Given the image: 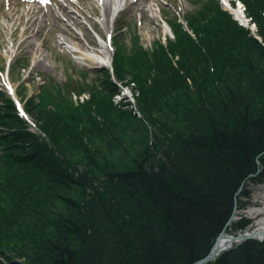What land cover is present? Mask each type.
I'll list each match as a JSON object with an SVG mask.
<instances>
[{"label": "trees", "instance_id": "1", "mask_svg": "<svg viewBox=\"0 0 264 264\" xmlns=\"http://www.w3.org/2000/svg\"><path fill=\"white\" fill-rule=\"evenodd\" d=\"M240 1L255 33L219 0H193L187 29L172 15L149 47L126 25L113 70L140 116L105 75L43 76L23 105L44 139L0 92V264H193L246 229L232 217L264 183V0ZM203 264H264V239Z\"/></svg>", "mask_w": 264, "mask_h": 264}, {"label": "rangeland", "instance_id": "2", "mask_svg": "<svg viewBox=\"0 0 264 264\" xmlns=\"http://www.w3.org/2000/svg\"><path fill=\"white\" fill-rule=\"evenodd\" d=\"M232 1L235 4V0ZM52 2L54 4H45L40 7L33 0H0V69H2L0 70V92L3 94L1 99L11 98L18 117L25 121L28 131L44 139L46 138L44 134L36 131L32 126V124L36 126V122L25 114L21 104L25 105L29 97L35 98L33 95L37 91L38 84L42 82L43 76H50L55 81L61 82L70 74L73 82L81 83L79 74L81 70L94 72L98 78H101V82L105 75L117 86L112 94L114 104L119 105L120 102L127 104L123 107L140 116V112H137V102L135 105L133 99H136L137 93L132 89V82L126 83L131 93L125 94L128 88L124 86L122 89L124 92H122L120 88L122 84L114 74L112 68L113 56H115L114 44H111V38L108 39L110 32L114 38L117 35L118 22L129 24L135 22L139 42L144 47H149L156 38L162 40L165 36H171L161 15L170 18L172 15L179 14L182 18L186 11L197 8L196 4L190 0H124V4H127L126 9L111 20V3L105 7L98 0H62L60 2L62 5L60 3L57 5L58 0ZM29 7H31L30 12L23 13ZM253 26L250 25L249 28L252 33H255ZM105 31L106 40L102 42L98 39V35ZM98 42L102 51L108 54L111 62L109 68L91 69L89 66L93 65L92 61L83 55L86 49L92 54L96 53L93 44L98 45ZM73 48L81 49L82 53L76 55L77 53L71 50ZM103 52L98 54L103 55ZM19 60L22 61L23 66L19 64ZM89 76L90 74L88 78ZM84 91L86 94L83 96H72L71 100L74 104L89 100L90 93ZM0 106H3V103ZM2 129L3 127H0V130ZM155 166L153 165L154 169H156ZM251 190L248 202L245 200L247 204L238 212L236 210V216L234 217L233 214L232 217L234 219L244 217L250 221L249 225L246 229L238 230L236 233L223 230L224 234L250 233L249 231L264 219V183L252 185ZM251 210L254 211L251 212ZM251 238L262 241L264 235ZM247 239L231 242L219 253ZM3 260L0 254V261Z\"/></svg>", "mask_w": 264, "mask_h": 264}, {"label": "bare ground", "instance_id": "3", "mask_svg": "<svg viewBox=\"0 0 264 264\" xmlns=\"http://www.w3.org/2000/svg\"><path fill=\"white\" fill-rule=\"evenodd\" d=\"M228 2V0H225ZM103 5L104 6H107L108 5V1H102ZM30 9L31 7H29L27 10H24L23 13H28L30 12ZM232 10V9H231ZM233 11V10H232ZM235 12V11H234ZM237 15L242 19L241 16H243V14L241 12H237ZM244 20V19H243ZM255 26V25H254ZM253 26V31L255 32L256 31V27ZM104 54L103 55H98V54H92L90 53L89 51L85 50V53H83L84 57L90 61H92L93 65L92 66H100V67H110L111 66V62H110V59L108 57V54L106 51L103 52ZM134 99V103L136 102V99ZM136 105V103H135ZM137 106V105H136ZM138 110V108H137ZM139 111V110H138ZM140 112V111H139ZM141 114V113H140ZM148 128V145L151 146L152 149H156L155 147V143H156V140L154 138V136L157 134V129L154 125L152 124H148L147 126ZM79 170H82V167L79 165L77 166ZM254 210H251V212H253ZM250 234H254L255 236H258V235H264V219L263 220H260L255 226L254 228L249 231ZM250 238V237H249ZM248 238V239H249ZM234 241L236 240H232L228 235L224 234V235H221L216 243L214 244V248H213V252L214 253H219V251H221L222 249H224L227 245H229L231 242L233 243ZM18 264H21V263H18ZM195 264V263H193Z\"/></svg>", "mask_w": 264, "mask_h": 264}, {"label": "water", "instance_id": "4", "mask_svg": "<svg viewBox=\"0 0 264 264\" xmlns=\"http://www.w3.org/2000/svg\"><path fill=\"white\" fill-rule=\"evenodd\" d=\"M221 235H224V232L220 233L219 236L216 238L214 244L216 243L217 239L221 236ZM229 237L232 239V240H236V241H240V240H244L246 238H251V237H254L255 235L254 234H250V233H240V234H236V235H232V234H228ZM260 236V235H259ZM213 248H214V245L211 247L209 253L207 255H205L203 258H201L200 260H198L195 264H202V263H205L209 260H212L216 255H218V253H214L213 252Z\"/></svg>", "mask_w": 264, "mask_h": 264}]
</instances>
